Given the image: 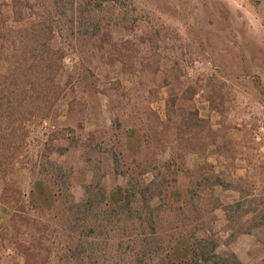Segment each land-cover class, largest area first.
Listing matches in <instances>:
<instances>
[{"label":"rangeland","instance_id":"374dc122","mask_svg":"<svg viewBox=\"0 0 264 264\" xmlns=\"http://www.w3.org/2000/svg\"><path fill=\"white\" fill-rule=\"evenodd\" d=\"M101 20V42L75 35L60 78L66 95L29 128L12 182L27 204L41 175L64 192L55 168L74 202L89 185L121 186V172L155 189L196 191L202 223L165 213L164 236L196 226L232 252L249 231L250 264H263L264 226H255L264 221V0H118ZM65 206L60 199L41 217L27 207L47 226L51 264H61L70 234ZM10 216L0 207V264H23ZM33 235L20 229L16 242L28 246Z\"/></svg>","mask_w":264,"mask_h":264},{"label":"trees","instance_id":"16d2710c","mask_svg":"<svg viewBox=\"0 0 264 264\" xmlns=\"http://www.w3.org/2000/svg\"><path fill=\"white\" fill-rule=\"evenodd\" d=\"M117 4L118 0H0V207L11 213L7 230L15 232L16 241L20 229L37 236L28 246L13 235L10 241H15L23 264H51L53 251L45 244L48 231L40 217L63 199L70 234L57 263L242 264L231 251L221 250L214 237L198 236L196 232L203 230L196 226L190 234L185 226L175 225L172 234L164 236L165 213L202 223L196 191L184 194L166 184L155 189L121 172V186L107 190L100 183L89 185L84 199L74 202L67 177L50 164L64 192L52 193L41 175L27 204L11 180L24 155L29 128L52 117L66 95L60 78L75 35L85 33L90 41L101 42L109 36L101 20L105 7ZM154 201L159 204L153 206ZM27 207L40 217L30 216ZM263 222L255 227H263ZM4 229L0 226V254L7 241Z\"/></svg>","mask_w":264,"mask_h":264},{"label":"crops","instance_id":"0c3cea01","mask_svg":"<svg viewBox=\"0 0 264 264\" xmlns=\"http://www.w3.org/2000/svg\"><path fill=\"white\" fill-rule=\"evenodd\" d=\"M240 238H246V245L244 246H240L239 244L234 246V248H232V253L235 254V256L238 258V260L242 263V264H250V251L251 249L254 247V243L252 241V237L251 235H242ZM241 242H244V240H240ZM247 246V248H246ZM242 247V248H241ZM240 248L242 250V253H240Z\"/></svg>","mask_w":264,"mask_h":264}]
</instances>
